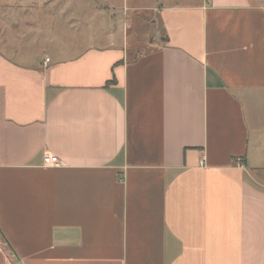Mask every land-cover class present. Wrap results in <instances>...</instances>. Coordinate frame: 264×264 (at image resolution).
<instances>
[{
  "label": "crops",
  "instance_id": "1",
  "mask_svg": "<svg viewBox=\"0 0 264 264\" xmlns=\"http://www.w3.org/2000/svg\"><path fill=\"white\" fill-rule=\"evenodd\" d=\"M149 10L131 52L0 0V264H264V0Z\"/></svg>",
  "mask_w": 264,
  "mask_h": 264
},
{
  "label": "rangeland",
  "instance_id": "2",
  "mask_svg": "<svg viewBox=\"0 0 264 264\" xmlns=\"http://www.w3.org/2000/svg\"><path fill=\"white\" fill-rule=\"evenodd\" d=\"M73 8L75 44L102 41L124 44L129 50H145L157 28L149 8L189 4L193 0H65Z\"/></svg>",
  "mask_w": 264,
  "mask_h": 264
},
{
  "label": "built area",
  "instance_id": "3",
  "mask_svg": "<svg viewBox=\"0 0 264 264\" xmlns=\"http://www.w3.org/2000/svg\"><path fill=\"white\" fill-rule=\"evenodd\" d=\"M44 163L46 166H55V165H59L60 159L57 155L48 154L44 158ZM8 264H13V263H8Z\"/></svg>",
  "mask_w": 264,
  "mask_h": 264
}]
</instances>
